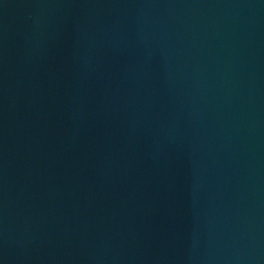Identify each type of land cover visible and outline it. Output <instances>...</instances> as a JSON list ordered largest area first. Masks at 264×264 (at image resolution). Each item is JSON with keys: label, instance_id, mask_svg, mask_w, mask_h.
<instances>
[{"label": "water", "instance_id": "obj_1", "mask_svg": "<svg viewBox=\"0 0 264 264\" xmlns=\"http://www.w3.org/2000/svg\"><path fill=\"white\" fill-rule=\"evenodd\" d=\"M0 264H264V0H0Z\"/></svg>", "mask_w": 264, "mask_h": 264}]
</instances>
